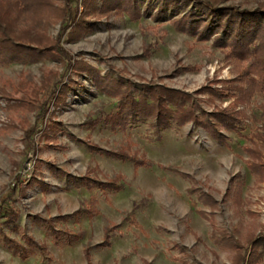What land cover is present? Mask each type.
Returning <instances> with one entry per match:
<instances>
[{
  "label": "rangeland",
  "instance_id": "obj_1",
  "mask_svg": "<svg viewBox=\"0 0 264 264\" xmlns=\"http://www.w3.org/2000/svg\"><path fill=\"white\" fill-rule=\"evenodd\" d=\"M17 1L23 5L20 33L59 35L71 59L99 75L178 89L205 100L200 105L207 111L232 105L243 131L225 132L229 138L222 145L189 122L158 137L146 121L112 125L103 117L116 110V97L96 89L86 73H71L83 89L54 104L48 95L62 80V64L46 58L0 64V203L17 186L6 198L16 217L0 220V233L22 247L23 234L36 243L22 259L0 234V264H231L221 233L244 249L264 234V178L248 170L245 149L257 150L264 165V93L251 87V58L236 60L215 35L201 40L178 29L180 13L155 18L152 8L135 15L108 7L106 0ZM205 1L264 6V0ZM73 9L82 21L70 26L66 18ZM208 87L227 91L220 98ZM45 102L47 110L37 117ZM117 153L151 166L133 167ZM106 181L116 189L95 183ZM201 193L215 200L213 209ZM46 221L80 238L55 243ZM257 264H264V249Z\"/></svg>",
  "mask_w": 264,
  "mask_h": 264
},
{
  "label": "trees",
  "instance_id": "obj_2",
  "mask_svg": "<svg viewBox=\"0 0 264 264\" xmlns=\"http://www.w3.org/2000/svg\"><path fill=\"white\" fill-rule=\"evenodd\" d=\"M104 4L110 8L128 9L135 15L139 10L146 14L150 9L155 8L153 15L155 18L180 13L175 22L178 29L191 35L196 34L201 40L215 35L214 41L218 45L226 46L236 60L245 61L251 58L252 79H256L255 81L251 80V87L264 93V6L262 4L252 9L219 6L205 0H106ZM21 5L17 0H0V64L26 60L36 61L38 58H46L62 64L64 68L62 80L54 84L48 95V100L53 101L54 104L63 102L71 92L78 89V93H80L83 89L78 79L71 80V73L77 78L82 73H86L96 89L116 97V110L103 117V120L112 125L124 127L130 123L146 121L152 132L158 137L159 132L164 129L178 128L189 122L193 127L201 128L212 141L222 145L229 138L225 132H231L237 136L242 135L243 126L239 118L240 112L234 110L232 105L224 108L215 107L211 111H207L200 105L205 100L194 97L190 93L157 84H137L120 76L112 77L108 73L99 75L85 63L72 60L68 53L59 46V35L53 39H47L38 33H20L17 30V24L23 16V5ZM69 12L66 18L68 24L70 26L72 24L79 25L82 20L76 17V10L73 9ZM26 41H31L32 44ZM233 89L239 88L235 86ZM223 90L227 91L225 88ZM224 91L221 89L211 90L208 87L209 93L220 98L224 96ZM47 104L44 103L41 113L36 114L37 117H42L43 112L47 110ZM245 149L249 154L248 170L254 174L257 173L260 179H263L264 165L257 161L259 160L257 150ZM117 156L130 161L133 167L151 166V163L144 158L121 153H117ZM167 170L174 171L182 178L192 181L191 176L186 173L177 172L174 168H167ZM15 181L16 185L20 182L18 179ZM88 181L89 179L83 178L84 183L88 184ZM95 183L100 188L116 189L114 181ZM16 189L17 186L13 185L4 201L0 203V220L4 222H9L16 217V212L12 207L6 205V200L9 199L6 198L11 197ZM189 190L191 191V189ZM199 196L206 199V205L210 209L214 208L215 200L213 198L202 193ZM199 214L204 217L202 211ZM209 223L212 224V221ZM133 224L138 227L135 222ZM46 229L49 230L48 232L55 243L69 244L80 238L79 233L55 230L50 226L49 221H46ZM0 234L3 242L9 245L10 253L19 258H26L33 252L31 247L36 246L35 241L26 234L22 235L24 247L13 242L3 233ZM219 237L232 251L231 264H257L258 261L260 262L264 249V234L259 232L250 238L245 249L231 235L221 233ZM102 244L107 245V235H104ZM83 255L88 262L87 248L83 249ZM88 264L90 263L88 262ZM142 264L149 263L142 262Z\"/></svg>",
  "mask_w": 264,
  "mask_h": 264
}]
</instances>
